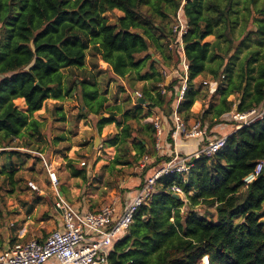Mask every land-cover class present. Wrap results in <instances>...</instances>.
I'll list each match as a JSON object with an SVG mask.
<instances>
[{
  "label": "trees",
  "instance_id": "trees-1",
  "mask_svg": "<svg viewBox=\"0 0 264 264\" xmlns=\"http://www.w3.org/2000/svg\"><path fill=\"white\" fill-rule=\"evenodd\" d=\"M182 4L189 27L183 36L189 71L178 114L190 122L194 103L211 96L195 118L213 129L234 108L264 105V0H0V148L9 159L0 174L14 185L20 165L31 157L6 148L37 144L39 151L48 149L38 143L45 121L35 113L48 99L63 101L72 95L80 100L78 118L93 115L99 133L106 125L119 126L103 141V146L116 148L102 166L104 172L137 166L144 155L161 159L155 123L148 118L157 108L170 120L178 101L182 79L168 80L163 71L172 70L173 55L178 65L182 60L178 42L170 48V39L178 40L170 22ZM114 10L124 16L111 22L104 14ZM241 23V45L248 48L243 56L235 36ZM251 33L258 36L254 48ZM211 35L216 40L206 41ZM88 51L106 62L114 76L127 79L132 91L142 82L141 96L128 95L123 103L110 105L97 81L73 78L67 83L64 70L85 69ZM199 77L212 82L206 93L196 84ZM234 95L237 103L229 99ZM20 98L26 110L16 104ZM167 134L166 143L167 136L172 141L171 132ZM64 139L56 136L51 142ZM173 156L163 157L168 162ZM260 161L264 118L234 131L213 156L194 159L187 175L162 176L129 230L114 241L106 264H264V165L251 182L245 180ZM76 163L68 158L69 172L87 180V167ZM174 181L183 188L179 197L169 188ZM60 192L66 195L65 188ZM210 206L216 219L207 216Z\"/></svg>",
  "mask_w": 264,
  "mask_h": 264
},
{
  "label": "rangeland",
  "instance_id": "rangeland-1",
  "mask_svg": "<svg viewBox=\"0 0 264 264\" xmlns=\"http://www.w3.org/2000/svg\"><path fill=\"white\" fill-rule=\"evenodd\" d=\"M104 15L111 22H114L118 17L124 16V13L120 10H114L112 12H107ZM175 21L176 16H172L170 26L175 24ZM241 25L242 23L237 27L235 36L237 45L242 47L241 56H243L247 52L248 48L241 45L242 37H240L239 32ZM213 37L215 36H209L205 40H212ZM251 39L252 42L250 44V48H254L258 45V36L255 33H251ZM176 42V39H170V47L175 48ZM155 56L161 58V55L157 52ZM86 62L87 65L85 69L67 68L64 70L67 83L73 78H76L78 82L83 78H89L93 81H97L101 91L106 92L109 98L108 104L110 105L123 103L124 99L128 95H131L132 97L139 96L138 94H134V92L141 94L139 91H141L140 88L143 84L142 82L137 83L138 91H132L128 85L127 79H119L114 76L113 73L107 69L108 64L106 65L100 59H96L95 56L92 55L91 51L87 52ZM180 63L181 62H179L178 65V56L176 54L173 55L171 65L169 66V69H172V75L167 76L168 80L180 78L183 82V72ZM162 67V65L159 66L160 69ZM195 81L196 84L202 86L204 93H206L205 90H207L209 86H212V82L208 77H199V79H196ZM204 81H208V83L205 84ZM123 89H125V91H122ZM210 94H212V92L210 93L209 91V95ZM210 98L211 96L207 97L205 101L206 106H208L211 102ZM229 99L234 100L236 103L238 101V97L235 95L230 96ZM212 101L217 102V100ZM16 104L22 108V106H24V101H17ZM79 107L80 100L75 95H72L63 101L48 99L43 108L35 113L36 118L41 121H45L43 137L40 138L41 142L38 143H41L40 146L43 147L48 146V149L39 151L42 149L38 147L37 144L30 146V148H6V150H8L6 152H9L10 150H19L30 153L31 157L27 158L26 161L20 165L14 185H12L4 175L0 174V220L5 217L2 221H0V229L5 221H8L7 223H9L11 215L13 220L19 219L20 216L24 215L23 213L29 214L32 217L35 215L34 218L37 220L39 218L49 216L48 210L52 207L51 200H46L43 197L38 196L40 192L31 190L28 184L29 181L35 182L39 188L43 192L48 193L53 200L54 194L52 190L56 189L54 184H52L49 180L48 172L43 164V160L38 155V152H44L47 161L55 165V171L58 175L59 190L61 191L62 188H65V196L72 203L77 205L86 204L87 208L91 209V211L95 209L98 210L103 205L112 202H116L123 209L126 203L129 202V200H131L137 192L136 189L140 183L143 180L148 181L150 175H154L155 172L166 163V160H164L165 157L163 156H169V154L175 156L174 150L176 142L174 141L172 135H170L172 141H170L167 136V140H169V142H164L165 135H168L167 133L172 132L174 129L172 117L170 120L169 118H162L159 115V110L156 108L154 109L153 116L148 118V120L155 121L158 118L161 124L164 125V129L159 140V148L157 147V143L155 141V146L158 148V156H162L161 159H159V157L156 159V157L150 156L151 159L146 163L143 159L147 155H144L140 159L137 166H123L121 169L122 171L120 172H104L102 170V166L114 157L116 154V148L103 146V141L107 136L114 135L118 132L119 126L116 123L106 125L103 131L99 133L93 126L95 122V117L93 115L87 116L85 119L78 118V114L80 112ZM196 108L198 107L195 105L192 106V109L196 110ZM63 113L65 114V119H62ZM118 118L121 119V116L118 115ZM195 119H192L191 122H194ZM143 122H145V120ZM219 126L233 128L234 124L230 120L224 118ZM212 130L213 129L208 127L207 134L203 136L204 140L201 144L205 143L208 137L211 138L215 136L214 133H216V130ZM97 135L98 141L96 140ZM56 136H63L65 139L54 145L51 140L53 141ZM181 138H183L186 142H197L195 139H188L184 136ZM2 153V148H0V169H2V167L5 166L9 160L8 154ZM180 153L181 155L186 156L185 153ZM68 158L76 160L77 167H87V180L83 181L79 177L72 176L67 165ZM189 172L185 173V175ZM186 208L187 206L184 207V209ZM205 210L209 218L216 219L214 206L205 208ZM205 210L204 208H201V214L205 212ZM19 221L20 220L14 221V223L17 224ZM32 224L33 223L29 225L30 234L35 232ZM50 228L51 226L41 227V230H43V233L46 234ZM6 229L7 231H10L11 226H7ZM31 238L33 237L31 236Z\"/></svg>",
  "mask_w": 264,
  "mask_h": 264
},
{
  "label": "built area",
  "instance_id": "built-area-1",
  "mask_svg": "<svg viewBox=\"0 0 264 264\" xmlns=\"http://www.w3.org/2000/svg\"><path fill=\"white\" fill-rule=\"evenodd\" d=\"M182 8L183 4L178 10L175 24H173V32L177 35V42L183 55L180 63L183 82H181L178 89L179 97L172 116L174 129L171 135L175 142L182 136L203 141L208 126L203 125L200 119H195L194 122H186L177 112L178 103L183 98L187 88L189 71L183 44V36L189 31V27L185 21ZM163 74L166 77L171 76L172 70H164ZM204 83L207 84L208 81H204ZM162 92L164 93L165 89H162ZM136 94L141 96L138 92ZM223 118L230 120L236 131L263 119L264 105L247 111H239L234 108ZM154 123L156 143L159 148V140L164 125L161 124L158 118ZM231 134L208 137L205 143L201 144V147L191 156H183L175 148V156L149 177L144 187L137 190L123 209L116 202L103 205L100 209L92 211L76 208L72 202L59 192L58 175L53 164L47 161L44 153L38 152L48 172L49 179L57 190L56 207L61 214L62 225L60 228L52 230L43 240L30 239L0 248V264H48L51 260H56L58 264H106L108 253L114 241L129 230L136 212L152 195L158 180L162 176L173 173L185 175L194 166V159L202 156H213L226 146ZM150 159L151 157L147 155L143 160L147 163ZM263 165V161L258 162L254 172L245 178L246 182H251L261 172ZM28 184L32 190L41 191L35 182L29 181ZM170 190L174 194L183 193L182 186L175 181L170 185Z\"/></svg>",
  "mask_w": 264,
  "mask_h": 264
},
{
  "label": "crops",
  "instance_id": "crops-1",
  "mask_svg": "<svg viewBox=\"0 0 264 264\" xmlns=\"http://www.w3.org/2000/svg\"><path fill=\"white\" fill-rule=\"evenodd\" d=\"M211 36H213V35H211ZM207 41L214 42L215 41V37H213L212 40H207ZM101 61L107 65L106 62H104L103 60H101ZM198 79L199 78H197V80ZM17 101H24V100L20 98V99H17L16 102ZM203 102H205V100H203V101L198 100V101H196L194 103V105L196 107H198V108H196V110L195 109H192V111L195 114V116L199 115L200 112H201V110L203 109ZM22 109L23 110H26L25 104H24V106H22ZM195 116H194L193 119H195ZM214 130H216L215 132L217 133L216 134V133L213 132L215 134V136L216 135H219L220 136V135H225V134L233 133L235 131V128L234 127L233 128H230V127H220L218 125V126L214 127L212 131H214ZM201 142L202 141H200V140H197V142H193V141L186 142L185 140H183V138H179L176 141V143H175V148L177 150H179L180 152L185 153L186 156H191L197 149H199L201 147ZM202 144H204V143H202ZM53 166H55V165H53ZM54 168H56V167H54ZM52 192L54 194L53 195V200H52L51 196H49L48 193H45L42 190L40 191V194L38 195V196L43 197L46 200L47 199H50L51 200L52 207L50 208V210H48L49 211V216H45V217L39 218L37 220L36 218H34L35 215H34V217H32L29 214L23 213L24 215H22V216L19 215L20 216L19 219L13 220L12 215H11V219H10L9 223H7L8 221H5L3 224L1 222L2 227L0 229V248H5V247H8V246H10V245H12V244H14L16 242L27 241V240H30V239L43 240V239H45L50 234V232L52 230L61 227V225H62V218H61V214H60L59 210L56 207L57 190H52ZM60 193H62V192H60ZM63 196L65 198H67L65 195H63ZM127 203H126V205H127ZM72 204L76 208H78V209L81 208V209L91 210V209L87 208V205L85 203H84L85 205H77V204H74V203H72ZM3 218H5V217H3ZM2 219L0 221H2ZM18 220H20V221L17 224H15L14 221H18ZM31 223H33L32 224L33 225V230H35V232L32 233V234H30V232H29V225ZM7 226L8 227L11 226V230L10 231L9 230L7 231V229H6ZM49 226H51V228L48 230V232L46 234H44L43 233V230H41V227H49ZM52 227H53V229H52ZM8 229H10V228H8ZM31 236L33 238H31ZM48 264H58V262L56 260H51V261L48 262Z\"/></svg>",
  "mask_w": 264,
  "mask_h": 264
},
{
  "label": "water",
  "instance_id": "water-1",
  "mask_svg": "<svg viewBox=\"0 0 264 264\" xmlns=\"http://www.w3.org/2000/svg\"><path fill=\"white\" fill-rule=\"evenodd\" d=\"M134 94H136V92H134ZM141 102H144V100L143 99H141ZM96 140L98 141V135L96 136ZM98 143V142H97ZM174 196L175 197H179V195L178 194H174Z\"/></svg>",
  "mask_w": 264,
  "mask_h": 264
}]
</instances>
